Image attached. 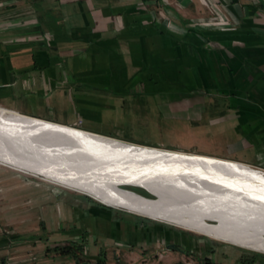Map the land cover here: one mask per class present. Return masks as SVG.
<instances>
[{"label": "crops", "instance_id": "0c3cea01", "mask_svg": "<svg viewBox=\"0 0 264 264\" xmlns=\"http://www.w3.org/2000/svg\"><path fill=\"white\" fill-rule=\"evenodd\" d=\"M34 1L40 6L28 1L31 7L20 19L40 27L45 22L54 37L46 27L24 34L0 28L1 109L64 125L81 118L88 130L140 144L144 141L118 135V127L130 118L158 131L163 125L149 114L162 109L171 131L179 127L184 132L179 138L196 143L198 152L218 157L208 150L222 146L209 140L231 134L230 153L253 152L237 157L247 162L235 160L264 165V0H202L211 16L198 18L187 0H170L182 22L168 25L154 21L143 0H60L61 14H52L50 21L41 9L43 0ZM4 13L0 9V17ZM133 13L136 22L126 23ZM114 15L123 21L113 20ZM6 18L0 25L11 20ZM176 28L183 36L171 34ZM224 101L226 107H219ZM8 189L0 184V199L9 196ZM23 189L6 204L18 207L17 214L0 219V255L9 264H59L53 261L56 253L47 250L82 241L96 244L85 257L94 264L107 262L113 252L118 259L112 263L122 264L118 247L126 249L125 264H185L201 255L210 264H256L245 263L233 246L189 252L176 244L171 230L161 231L160 223L157 229L150 218L137 223L129 215L112 217L106 211L114 207L107 205H49L46 187ZM161 248L166 252L158 258ZM174 250L180 261L171 259Z\"/></svg>", "mask_w": 264, "mask_h": 264}, {"label": "bare ground", "instance_id": "6f19581e", "mask_svg": "<svg viewBox=\"0 0 264 264\" xmlns=\"http://www.w3.org/2000/svg\"><path fill=\"white\" fill-rule=\"evenodd\" d=\"M0 165L264 254V168L128 142L1 108ZM121 185L145 188L156 197Z\"/></svg>", "mask_w": 264, "mask_h": 264}, {"label": "rangeland", "instance_id": "374dc122", "mask_svg": "<svg viewBox=\"0 0 264 264\" xmlns=\"http://www.w3.org/2000/svg\"><path fill=\"white\" fill-rule=\"evenodd\" d=\"M28 1H33L36 3V1L34 0H8V1H4V0H0V9L6 11V13H4L2 15V17H0V22L2 20H4V17L7 16L6 19H11L9 21L3 22L0 25V28H2L3 30H5V32L7 33V31H11L13 34L14 32L16 33H38L40 30V28L42 29V27H46V29L48 30V37H51L54 35L52 34L51 31H49L50 29L48 28V26H45V22L41 24V27L39 25V23H32V25L30 24L31 22H27L25 19V22L23 19H20L22 16H24L26 14V11H28V9H30L31 5ZM60 0H43L42 1V10L46 9L45 11H47V18L48 20H51V15L57 12H59V14H61V6H59L56 2H59ZM113 1L114 3L117 0H103L104 3H111ZM145 3V6L147 8V10L151 11V14L154 15V21L158 22L160 25L162 24H172V22L175 20L177 23L182 22V17H180L176 10H174V4L173 2H171L170 0H143ZM178 3H181V0H177ZM204 1V0H203ZM202 0H187L186 6L188 7V9L191 10L192 12V16L194 18H198V17H205L207 16L208 12V8L207 7H202L200 2H203ZM64 2H66L65 4H67L68 2L72 3V0H64ZM38 6L39 3H36ZM36 5V6H37ZM37 6V7H38ZM133 7H135V5H133ZM10 11H9V10ZM199 9V10H198ZM43 10V11H44ZM207 12V13H206ZM148 13V16H152L151 14ZM176 13V16L174 15ZM64 15L66 14L65 12L63 13ZM29 16V15H28ZM147 16V15H145ZM208 16H211L210 13L208 14ZM56 17V16H55ZM69 17V16H68ZM31 19H34L33 17H29ZM13 19V20H12ZM113 20H117V21H123V19L120 16H112ZM136 16H134V13L132 14V16L128 17V20L125 19V22L127 23H133L136 22ZM49 20V21H50ZM146 22V19L144 20ZM64 23V22H63ZM66 24L70 26V19L68 18L66 21ZM44 25V26H43ZM172 26V25H171ZM54 27V26H53ZM175 28V27H174ZM14 29H16V31H14ZM177 31L175 29L171 30V34L173 32H176L177 34L181 33V36H183L184 30L182 28H176ZM52 34V35H51ZM108 34V32L106 33ZM109 34H113V33H109ZM51 35V36H50ZM129 41V39L127 40ZM123 42V41H122ZM124 46V43L123 45ZM160 73V72H159ZM197 74V72H195ZM172 82V81H171ZM173 83V82H172ZM200 86V85H199ZM167 87V85L165 86V88ZM180 95V94H179ZM142 96V95H141ZM208 102H212L211 99L208 98ZM219 107H226V101L224 102H220ZM162 110V109H161ZM159 110L157 112V114L154 113H150L149 115L153 116L152 118H158L159 122H161V124L163 126H159V129H157L158 131L152 130V127H150V125L148 124V122H151L150 120H148L147 122L144 119V124H148L146 127L140 126V122H133L132 120H127L125 121L121 126L118 127L119 131H118V135L127 138V139H131V140H136L139 139V141H144L141 142V144L144 145H149V146H154V147H162V148H168V149H174V150H182V151H187V152H193V153H200L197 151L198 147L196 146V143L194 142H184V140L182 138H179V135L181 137H184V132L180 133V128L176 127L177 131L172 132L171 130H173L174 128L171 126V119H169V117H165V111ZM169 113V112H168ZM182 113V111H179V113H177L178 115ZM145 115V114H143ZM94 119V118H93ZM150 119V117H149ZM169 119V120H167ZM180 119V117H179ZM182 120V118H181ZM142 122V124H143ZM157 123V124H158ZM69 125H75L79 128H85V129H89L88 126H86L83 122L81 118H77L75 120V122H73V124H69ZM150 127V128H149ZM117 128V127H116ZM148 129V130H147ZM179 130V131H178ZM155 131V132H154ZM183 131V130H182ZM108 135V134H107ZM110 136V135H109ZM231 134L228 135H222L217 138H212L213 140H209L208 143L210 144H220L222 146V148H217L214 150H208L209 153L211 155H217L219 158H233V159H239V160H243L246 161L245 159L242 158H237L240 156H245V155H253V152H251L250 150L245 151V152H240V153H234V155L232 153H230V149L228 147V137H230ZM113 137V136H111ZM115 139H120V138H116L113 137ZM150 141V139H154L153 142H146V141ZM122 140V139H121ZM201 149L199 150H203V145L202 147H200ZM204 151V150H203ZM204 154V153H201ZM235 156V157H234ZM251 165H254L256 167L259 168H264L263 164H258V163H253ZM16 174H21V179L17 178L19 175ZM0 184L2 185H7L9 186V189L11 190L9 192V196L6 198L1 197L0 199V219L3 220L4 222L7 220V217H11L13 218L14 215L17 214V212L19 211L18 207L14 208V207H10L8 208L6 204H8V201L11 199H15L18 198L19 195H23L24 193V189L23 188H34L37 186H44L47 188L46 192H47V196H48V204L51 205L55 202L57 203H63L66 205H81L82 206H86L87 204L90 206H101V203L92 199L91 197H88L87 195L84 194H80L79 192H76L74 190H68L67 188L55 185L53 183L50 182H46L43 181L39 178H35V176H31L28 174H24L21 172H18L16 170H13L7 166L4 165H0ZM129 185H121L122 188H125ZM11 187V188H10ZM8 189V190H9ZM128 189V188H125ZM145 189V188H144ZM152 197H154L153 195H151ZM15 201V200H13ZM95 204V205H94ZM103 204V203H102ZM108 206V205H107ZM49 214H51L49 212ZM107 215H111L112 217L114 216H120V217H126V216H131L133 217V220L137 223H141V222H150L147 219H143L142 217H140L139 215H135V214H131L127 211H123L120 209H108L106 211ZM213 223H217L215 221H212ZM158 223H160L161 225L159 226L160 230H171V234H175L177 236L176 239V244L178 246H184L185 249L190 250L189 252H196L197 254L201 253L202 251H204L205 249L207 250H211L213 247H222V246H226L228 245L227 243H223V242H219V241H215L211 238H207L205 236L202 235H198L196 233L187 231L185 229H180L178 227L169 225L167 223H163L160 221H156L155 220V226L158 229ZM157 224V225H156ZM4 228V226L2 227ZM67 228V227H66ZM4 231V230H3ZM66 229H58L56 232H65ZM182 232H184V234H182ZM173 240H171L172 242ZM82 244L84 245L83 250H80L81 252L80 255L77 253V255L75 256H67V255H62L60 254V252H55L53 250H47L48 252L51 251L56 253L55 258H53L55 263H59V264H72L74 263V261L77 263H81V261L84 259L85 261H87L86 254H87V249H89L88 251H94L95 250V245L92 242L89 243L88 246H86L85 241H82ZM50 246L49 243L46 244V246L44 247V251H46L47 247ZM59 246H62L61 243H59ZM229 246H233L230 245ZM88 247V248H87ZM52 248V246H51ZM236 250H240L237 247H234ZM120 252V260L122 262V264H125L128 261V258L125 256V248L123 247H118ZM175 253H173V256L171 257V259L173 260H179L180 261V253L177 252L176 250H174ZM114 253V254H113ZM109 254L108 257V261L107 262H103L101 264H113L112 260L116 261L118 258L116 256V252H113ZM199 256V255H196ZM15 257H20V256H15ZM115 257V258H114ZM201 257L203 258L204 255H201ZM194 258H196L194 256ZM240 258L242 260H246V262L248 263H256V264H261L264 263V254L261 253H257V252H252V251H241L240 250ZM197 259V258H196ZM0 260H1V255H0ZM182 262V261H181ZM115 263V262H114ZM198 263V262H197Z\"/></svg>", "mask_w": 264, "mask_h": 264}, {"label": "trees", "instance_id": "16d2710c", "mask_svg": "<svg viewBox=\"0 0 264 264\" xmlns=\"http://www.w3.org/2000/svg\"><path fill=\"white\" fill-rule=\"evenodd\" d=\"M125 188H128V189H131L133 191H136L139 194L144 195L146 197H152L151 194H149L144 188L136 187V186H127ZM155 197L156 196L154 195L153 198H155ZM101 205L105 206L103 204H101ZM105 207H108V206H105ZM141 217L143 219H149V218H146V217H143V216H141ZM83 248H84V245L82 243H72V242H70V243H64V244H62V246L55 245V246H53L52 250L55 251V252H60V254H62V255H67V256L68 255L69 256H74L75 255L76 256L77 253L80 255L79 252H81L80 250H83ZM49 250H50V248H49Z\"/></svg>", "mask_w": 264, "mask_h": 264}, {"label": "flooded vegetation", "instance_id": "af4514ba", "mask_svg": "<svg viewBox=\"0 0 264 264\" xmlns=\"http://www.w3.org/2000/svg\"><path fill=\"white\" fill-rule=\"evenodd\" d=\"M208 238V237H207ZM226 246H229V245H226ZM233 247H236V246H233ZM238 248V247H237ZM241 251H246L247 249H242V248H239ZM239 250V251H240ZM247 251H251V250H247ZM252 252H255V251H252ZM198 257H200V256H198ZM200 259L201 260H199V259H196V258H194V257H192V259H191V261L193 262V264H196L197 262L198 263H201V264H210V260L208 259V258H206V257H200Z\"/></svg>", "mask_w": 264, "mask_h": 264}, {"label": "built area", "instance_id": "2783aa9c", "mask_svg": "<svg viewBox=\"0 0 264 264\" xmlns=\"http://www.w3.org/2000/svg\"><path fill=\"white\" fill-rule=\"evenodd\" d=\"M165 252H166V248H161L159 250V252H157L158 258H160ZM184 263L185 264H193V262L191 260H186ZM0 264H9V263L5 262V261L3 262L2 260H0Z\"/></svg>", "mask_w": 264, "mask_h": 264}, {"label": "water", "instance_id": "95a60500", "mask_svg": "<svg viewBox=\"0 0 264 264\" xmlns=\"http://www.w3.org/2000/svg\"><path fill=\"white\" fill-rule=\"evenodd\" d=\"M146 190V189H145ZM149 194H151L148 190H146ZM152 195V194H151ZM81 264H94L92 262H88V261H85V262H82Z\"/></svg>", "mask_w": 264, "mask_h": 264}, {"label": "snow or ice", "instance_id": "6c2138e0", "mask_svg": "<svg viewBox=\"0 0 264 264\" xmlns=\"http://www.w3.org/2000/svg\"><path fill=\"white\" fill-rule=\"evenodd\" d=\"M262 199H264V197H262Z\"/></svg>", "mask_w": 264, "mask_h": 264}]
</instances>
